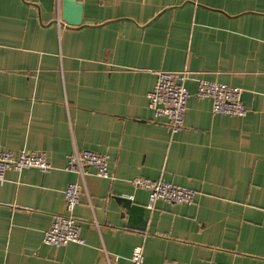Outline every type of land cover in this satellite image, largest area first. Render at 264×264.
Segmentation results:
<instances>
[{
  "label": "crops",
  "instance_id": "obj_1",
  "mask_svg": "<svg viewBox=\"0 0 264 264\" xmlns=\"http://www.w3.org/2000/svg\"><path fill=\"white\" fill-rule=\"evenodd\" d=\"M74 2L79 24L64 0H0V150L52 165L0 181V264H127L138 245L145 264H264V0ZM157 70L190 71L176 132L149 106ZM198 78L240 87L247 114L214 113ZM75 148L108 154L114 177L89 168L84 243L57 248L43 234L82 180ZM138 176L196 199L148 207Z\"/></svg>",
  "mask_w": 264,
  "mask_h": 264
},
{
  "label": "built area",
  "instance_id": "obj_2",
  "mask_svg": "<svg viewBox=\"0 0 264 264\" xmlns=\"http://www.w3.org/2000/svg\"><path fill=\"white\" fill-rule=\"evenodd\" d=\"M189 70H157L156 81L148 93L150 108L158 115L166 118L173 132L180 130L185 123L190 92L186 86ZM197 95L210 97L214 113L229 116H245L248 108L242 100V89L231 84L198 78ZM52 167L45 152L28 151L25 149L0 150V181L5 180L9 169L21 171L25 168H38L44 172ZM95 169L97 176L113 178L109 170V155L92 149L75 148L68 156L67 168L80 174L81 181H71L64 189L65 213L53 216L49 228L44 231L43 240L59 248L69 242L84 243L81 235V221L75 213L85 190V176L89 168ZM132 184L148 192V207H153L158 200L173 203L191 204L196 199L197 191L193 188L177 185L164 179H152L143 176L133 178ZM128 197H132L129 195ZM109 258V257H108ZM118 258V257H117ZM109 264L113 263L109 259ZM127 264H145L143 247L135 246L130 262ZM162 264H177L167 261ZM210 264H218L212 262Z\"/></svg>",
  "mask_w": 264,
  "mask_h": 264
},
{
  "label": "water",
  "instance_id": "obj_3",
  "mask_svg": "<svg viewBox=\"0 0 264 264\" xmlns=\"http://www.w3.org/2000/svg\"><path fill=\"white\" fill-rule=\"evenodd\" d=\"M75 0H64V3L66 4L65 9V16L64 19L70 24H79L80 23V15L82 12V6L81 5H74ZM74 11V12H73Z\"/></svg>",
  "mask_w": 264,
  "mask_h": 264
}]
</instances>
